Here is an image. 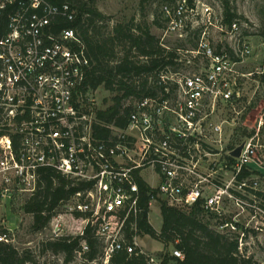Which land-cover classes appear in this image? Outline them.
Returning a JSON list of instances; mask_svg holds the SVG:
<instances>
[{
  "label": "built area",
  "instance_id": "obj_1",
  "mask_svg": "<svg viewBox=\"0 0 264 264\" xmlns=\"http://www.w3.org/2000/svg\"><path fill=\"white\" fill-rule=\"evenodd\" d=\"M162 13L164 34L196 30V47L189 57L177 50L175 66L160 71L155 82L147 78L155 96L128 99L126 126H106L111 135L101 139L95 128L104 125L96 118L95 99L84 93L90 69L86 47L74 29L52 30L57 19L73 22L76 12L66 3L0 0V203L13 190L31 194L42 169L91 184L63 204L45 229L47 241L78 240L70 259L42 252L41 246L40 264H54L50 260L56 257L57 264H113L119 253L161 264L160 255H148L138 243V179L156 192L149 207L158 199L176 208L199 206L216 233L237 242L241 258L264 264V245L258 262L248 250L264 227V205L258 203L262 191L252 173H257L253 166L264 171L256 156L258 134L232 142L254 104L256 93L247 95L246 85L257 75L253 81L259 88L261 65L255 73L240 72L253 52L237 20L228 24L208 5L188 0L165 5ZM212 29L227 35L231 46L214 49ZM145 171H151L154 184L144 179ZM228 207L237 213L229 215ZM246 212L250 217L243 223ZM14 237L5 230L0 243L14 247ZM19 252L39 264L33 249ZM172 256L183 259L177 249Z\"/></svg>",
  "mask_w": 264,
  "mask_h": 264
},
{
  "label": "trees",
  "instance_id": "obj_2",
  "mask_svg": "<svg viewBox=\"0 0 264 264\" xmlns=\"http://www.w3.org/2000/svg\"><path fill=\"white\" fill-rule=\"evenodd\" d=\"M24 1V0H18ZM53 5L68 4L76 12V18L69 23L57 19L54 32L61 28H72L86 47L90 61L84 93L95 92L102 87L104 90L115 92L112 104L105 110H97L96 118L104 126L96 127V136L108 139L111 135L106 126L123 129L129 108H124L128 99H138L145 96H155V86L147 83V78L154 82L157 74L167 66L174 67L177 49L166 50L160 39L153 35L146 24L136 25L116 24L109 33L105 17L95 7V0H44ZM191 4L193 0H188ZM223 17L226 23L236 19L235 12L230 9L228 0H224ZM5 20V19H4ZM155 24V23H154ZM159 25V24H158ZM196 47V43L194 48ZM259 81L264 87V60L261 63ZM253 175L257 174L252 172ZM246 172L247 176L252 175ZM140 212L135 220L139 236H148L160 242L164 251L160 254L161 264H253L252 259L241 258L237 253V242L210 229L199 216L202 210L199 206L191 208H176L169 206L163 200L160 204L162 226L155 231L148 220L151 196L156 192L141 179H138ZM91 184L80 182L64 176L53 169H42L39 174L36 189L23 204L25 214L32 216V230L44 231L49 227L52 218L59 213L63 204L75 194L88 190ZM258 196L264 197L262 193ZM132 219L127 221V225ZM91 228L86 229L87 240L94 246L95 240L90 235ZM5 232L0 228V233ZM78 246L77 239L59 238L42 243V252L65 254L69 260ZM179 250L183 259L172 256V250ZM0 264H36L28 252L20 253L14 247L0 243ZM113 264H147L145 257L127 256L119 253Z\"/></svg>",
  "mask_w": 264,
  "mask_h": 264
},
{
  "label": "rangeland",
  "instance_id": "obj_3",
  "mask_svg": "<svg viewBox=\"0 0 264 264\" xmlns=\"http://www.w3.org/2000/svg\"><path fill=\"white\" fill-rule=\"evenodd\" d=\"M179 1L180 0H95V7L107 17L105 25H107L108 28L104 29L106 33H109L116 24H128L129 22H133L136 25L146 24L149 26L153 35L160 40L162 39L164 45L170 49L181 51L179 54L181 57H189L187 53L195 49L194 45L198 31L194 30L191 33L164 34L166 18L162 13V7L165 5L174 7ZM193 1L208 5L217 17H223L224 0ZM228 4L230 9H232L237 16L236 19L240 24L244 42L250 46L253 52L240 68V72L255 73L264 60V53L261 50V41L264 40V0H228ZM228 39L227 35L213 29L210 30L209 41L214 49L220 50L224 47L228 48L229 45L231 46ZM197 64H199L198 61H196V65ZM192 67L195 70L198 69L195 65H192L191 68ZM257 78V75H255L253 80L256 81L258 80ZM253 80L251 79L247 82L246 93L247 95H251L254 92L256 93L254 104L250 109H246L241 125L237 128V132L234 133V137H232V142L235 143L237 140L240 141L243 138L248 139L258 134V141L255 142L257 144L256 156L264 162V87L259 85L257 89V85ZM115 95V92L104 90L100 87L95 92L89 93L87 98L92 97L95 99V110H105L113 103L112 98ZM130 102L131 101H128L127 104ZM261 119L262 125L260 126ZM253 168L257 171V175H255L254 178L259 183L258 190L262 191L261 193L263 194L264 171L256 166H253ZM143 177L148 183H155L151 171H145ZM29 196L30 193L13 190L11 196L0 203V228L12 231L15 236L14 248L18 251L33 249V251H35L34 257L40 264L41 260L38 257L40 252L38 249L42 246V243L46 242L51 237L49 230L41 232L32 230V216L25 214L22 208L25 200ZM261 200L262 201L258 200V203L264 205V197H261ZM61 211L62 209L60 208L59 212ZM228 213L232 216L237 213V211L233 207H228ZM249 217L250 216L246 212L241 216V220L243 223H246ZM199 219L203 223L208 224L210 229H215L213 223L209 222L204 214H201ZM148 220L154 230L159 232L162 226L159 202L154 201L151 203ZM258 221H262L259 216ZM70 226L71 229L77 230L80 225L78 224L76 227ZM138 239L140 247L148 255L158 257L164 251L163 245L160 242L148 236H139ZM263 245L264 227H261L256 234L255 242L250 245L248 249L250 255L254 257L253 259H255L256 262H258V253L263 249ZM59 258L56 257L54 260L50 261L57 264L59 263Z\"/></svg>",
  "mask_w": 264,
  "mask_h": 264
},
{
  "label": "water",
  "instance_id": "obj_4",
  "mask_svg": "<svg viewBox=\"0 0 264 264\" xmlns=\"http://www.w3.org/2000/svg\"><path fill=\"white\" fill-rule=\"evenodd\" d=\"M242 147L238 148L232 155L234 157H238L239 156V153H240V150H241Z\"/></svg>",
  "mask_w": 264,
  "mask_h": 264
},
{
  "label": "crops",
  "instance_id": "obj_5",
  "mask_svg": "<svg viewBox=\"0 0 264 264\" xmlns=\"http://www.w3.org/2000/svg\"><path fill=\"white\" fill-rule=\"evenodd\" d=\"M150 209V208H149Z\"/></svg>",
  "mask_w": 264,
  "mask_h": 264
}]
</instances>
